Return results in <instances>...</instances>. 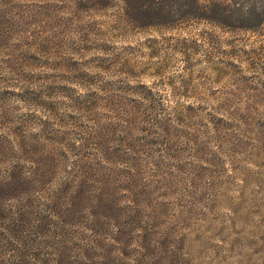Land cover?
<instances>
[{
	"label": "rangeland",
	"instance_id": "obj_1",
	"mask_svg": "<svg viewBox=\"0 0 264 264\" xmlns=\"http://www.w3.org/2000/svg\"><path fill=\"white\" fill-rule=\"evenodd\" d=\"M121 12L120 0H0V131L22 116L31 132L48 119L72 144L90 124L75 113L80 93L101 113L154 101L187 164L162 210L173 243L188 264H264V37L179 16L153 26ZM28 89L27 108L19 92ZM226 100L239 104L238 123L207 134L206 104ZM175 104L193 105L178 123Z\"/></svg>",
	"mask_w": 264,
	"mask_h": 264
},
{
	"label": "trees",
	"instance_id": "obj_2",
	"mask_svg": "<svg viewBox=\"0 0 264 264\" xmlns=\"http://www.w3.org/2000/svg\"><path fill=\"white\" fill-rule=\"evenodd\" d=\"M120 1V20L144 16L154 26L179 16L203 20L212 30L264 37V0ZM207 32L211 38L213 32ZM207 61L222 71L213 55ZM31 94L19 92L27 108ZM73 99L77 117L90 124L79 128L72 144L48 119L33 132L25 116L12 121L13 128L3 122L8 128L0 131V264H188L162 218L187 164L181 159L185 154L172 149L170 124L159 123L157 104L147 98L101 113L88 94ZM206 105L207 134L238 123V103ZM192 108L175 104L172 121L178 123ZM5 114L0 110V118ZM137 116L145 128L124 126V118ZM137 130L140 138L133 137Z\"/></svg>",
	"mask_w": 264,
	"mask_h": 264
}]
</instances>
